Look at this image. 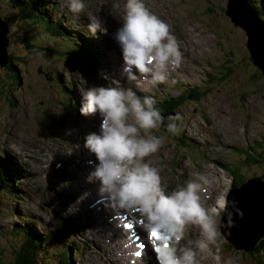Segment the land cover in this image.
I'll list each match as a JSON object with an SVG mask.
<instances>
[{
  "label": "rangeland",
  "instance_id": "obj_1",
  "mask_svg": "<svg viewBox=\"0 0 264 264\" xmlns=\"http://www.w3.org/2000/svg\"><path fill=\"white\" fill-rule=\"evenodd\" d=\"M252 1L264 7V0ZM117 3L119 8L113 6ZM123 3L124 0H86L84 12L78 15L68 11L65 0H48L46 3L49 9L44 15L50 14L51 23L58 19L64 28L73 31L78 45L91 47L84 51L95 53L96 59L90 63L68 59L69 54L61 52L67 42L53 40L38 29L28 35L26 45L19 30L12 39L9 38L8 53L18 58L13 62L17 67V86L9 93L5 68H0V159H7L10 165L16 166L22 178L17 182V189L10 191L8 196L0 191V264L10 263L14 237L11 233L23 218H28L38 231L49 233L63 232L70 223L75 235H67L65 242L71 243L79 253L83 252L76 256L74 250L73 257L69 256L72 257L71 264H107L103 258H114L110 255L113 247L108 243V235L102 238L104 219L96 220L94 215V202L100 203L101 198L91 199L89 203L80 199L85 193L80 183L83 182V169H88L87 161L68 158L86 151L85 136L98 130V114L85 116L79 111L82 92L87 87L107 86L112 79H118L116 75L123 74L119 77L123 86L132 87L138 96H152L156 108V104H161L164 99L179 101L185 91L192 95L195 88H200L204 92L200 101L187 99L173 110L174 114H180L181 120L177 122L176 131L171 132L172 136L161 128L144 134H155L164 139L151 161L159 168L161 184L166 190L182 186L197 172L213 178L206 191L211 199L206 204L202 201L209 211L213 207L219 209L222 201H229L233 180L223 166L242 161L243 153L237 154L238 151L264 140V77L248 58L245 32L232 24L225 14L227 0H145L146 6L169 25V31L176 36L182 50L179 67L169 70L171 76L166 75L164 82L155 87L142 76L138 77L140 82L128 81L127 74L122 72L118 59L121 54L113 34L122 20ZM1 10H11L10 14H15L6 0H0ZM93 15H99L104 21V33L97 31L93 35L88 32V17ZM46 45L50 51H40L39 48ZM105 62L110 69H105ZM69 91L77 95L78 111L72 109L75 97ZM159 130L162 134H158ZM185 145L190 149L184 148ZM243 174L246 183L256 177L260 179L258 182L264 183V163ZM225 190L226 196L223 195ZM260 198L264 200V189ZM98 207L101 209L102 206ZM107 208L111 209L108 205ZM69 209L72 212L78 209L77 215L69 217L65 214ZM79 210L84 213L83 217L79 216ZM116 214L111 211L108 215L121 239L125 233L116 227L119 221L112 220ZM220 219L223 220L222 214ZM66 222L67 225L60 227ZM114 227L108 232L116 231ZM230 231L229 228L226 234L222 233L219 264H264V251L250 255L237 249L227 240ZM199 234L197 228L193 237L190 234L187 239L190 236V239H196ZM51 246L52 249L46 248L53 251L56 245ZM215 251L213 246L201 259V264H217L212 259Z\"/></svg>",
  "mask_w": 264,
  "mask_h": 264
},
{
  "label": "clouds",
  "instance_id": "obj_2",
  "mask_svg": "<svg viewBox=\"0 0 264 264\" xmlns=\"http://www.w3.org/2000/svg\"><path fill=\"white\" fill-rule=\"evenodd\" d=\"M65 3L73 15L86 8V0H65ZM113 6L120 7L118 3ZM88 21L89 33L106 31L99 15L89 16ZM113 38L120 49L122 71L128 81H136L138 73L155 87L182 61L176 36L146 6L145 0H124L122 20ZM82 101L81 115L98 114L100 118L98 130L85 136L84 147L96 159L87 179L99 182L101 199L116 213L135 214L149 235L159 236L157 264H201L213 246L216 251L212 259L219 264L222 230L234 226L233 217L239 211L235 201H222L219 209L213 207L209 211L202 204V194L213 178L197 172L182 186L169 191L162 186L160 170L151 161L164 139L144 133L162 127L175 132L180 114L163 116L154 107L152 96H138L131 87L125 88L120 79H112L107 86L87 87L82 92ZM226 194L227 190L223 195ZM189 225L199 228L198 238H185Z\"/></svg>",
  "mask_w": 264,
  "mask_h": 264
},
{
  "label": "trees",
  "instance_id": "obj_3",
  "mask_svg": "<svg viewBox=\"0 0 264 264\" xmlns=\"http://www.w3.org/2000/svg\"><path fill=\"white\" fill-rule=\"evenodd\" d=\"M6 1L12 11H15L14 15L10 14L12 13L11 10L0 11L1 19L10 30L9 38L12 39L16 34L15 32L19 30L20 35L22 38H24V43L26 45L28 44V35H33L35 29H38L45 35H49L53 40H65L67 42L66 48L62 49L61 52L69 54L67 56L65 55L68 59H81L79 61L86 60L89 63L90 61L92 62L95 60L96 55L94 52H91L90 54L89 52H84L85 50H87V48L91 47H84L82 44L78 45V43L75 42L76 39L72 34L73 31L64 28V26H62L61 22L58 20L54 21V23H51L53 21H51V19L49 18V13L48 15H44L47 9H49L46 4L48 3V0ZM245 2H247L250 8L255 11L261 19L264 20V7L261 4H255L252 0H245ZM24 26L27 27L24 28ZM78 41L82 43L83 40L79 38ZM39 49L40 51H50L47 45ZM57 51L58 54H61L59 49ZM247 54L249 58L248 50ZM17 59L18 58H14L9 53V62L5 67V72L9 80V82L7 83V86L10 89L9 93L15 90L17 86V80L15 77V74L17 73V67L16 64L13 63ZM259 75L263 76L260 70ZM191 93L193 96L190 94V92H183L180 98L181 101L179 100L177 102H173V100H176L174 98H168V100L164 99L161 104H156L158 106L157 109L161 114L173 113V110L178 109L184 102L187 101V99L198 102L205 95L204 92L200 90V88H195ZM62 94L65 95L63 91ZM72 108L75 107L72 106ZM162 131L158 132V134H162ZM168 134L172 136L171 132H168ZM174 139L180 142L178 138ZM185 147L187 150L190 149L188 145H185L184 148ZM238 153H243L242 161L237 162V164L239 163L238 166L237 164H231L229 167L223 166L230 174L233 180V186L235 187L240 186L244 183L245 177L243 173L246 170L254 166L262 165L264 163V140L254 143L252 146H248V148L244 149L243 151H238L237 154ZM20 178H22V175L16 166L10 165V161L7 159H0V183L2 186L1 190L2 192L4 191V195L8 196L10 191L12 192L17 189V182L18 180H20ZM3 198L1 200H3ZM19 220L20 221L17 222L15 229H13L11 233L14 235L11 243V251L13 253V256L9 264H71L72 257L70 258L69 256H72L74 253L72 251H77V249L73 248V246H71V243H66L65 239L67 235H75L74 230L72 231L70 228H68L63 229V232L49 233L46 231H38L35 226L29 222L28 218ZM64 225L65 223L61 224L60 227ZM53 236L55 237L53 238ZM54 244L56 245L55 247H58L60 245L59 248L54 247L53 251H49L48 248H46V246H48L49 249H52L51 245ZM228 247L230 249H233V247L229 245ZM262 251H264V239L258 242L255 249L250 253V255H254V253L260 254Z\"/></svg>",
  "mask_w": 264,
  "mask_h": 264
},
{
  "label": "water",
  "instance_id": "obj_4",
  "mask_svg": "<svg viewBox=\"0 0 264 264\" xmlns=\"http://www.w3.org/2000/svg\"><path fill=\"white\" fill-rule=\"evenodd\" d=\"M225 14L229 16L232 21L237 26H240L245 32L248 42L246 44L249 59L254 62L257 69L262 72L264 77V22L258 17V15L250 9L245 0H227ZM9 29L8 26L3 22L0 17V68H5L9 62ZM164 115V114H163ZM166 130L165 128H161ZM251 179V178H249ZM255 182H253V181ZM248 183L244 182L243 187L232 188L231 193L236 195L235 206L238 209V214L234 215L236 217H241L242 221L239 222V228L241 226L248 225L252 230H256L257 234L254 239L251 240V236L248 233H239L238 227L232 229L229 234L230 237L224 235L228 241L235 246L237 249H242L246 253H251L260 239L264 238V224L260 215L264 217V200H261L260 193L264 189V183L258 182L259 177L253 178ZM247 181V180H246ZM251 182V183H250ZM246 183V184H245ZM262 183V184H261ZM2 189L0 183V191ZM242 204H246L247 208H243ZM261 218V221H260ZM243 230L244 227H242ZM242 232H245L243 231ZM226 234V230L223 229ZM222 231V233H223ZM260 232V233H259Z\"/></svg>",
  "mask_w": 264,
  "mask_h": 264
},
{
  "label": "bare ground",
  "instance_id": "obj_5",
  "mask_svg": "<svg viewBox=\"0 0 264 264\" xmlns=\"http://www.w3.org/2000/svg\"><path fill=\"white\" fill-rule=\"evenodd\" d=\"M56 6V5H55ZM84 19V18H83ZM86 20V19H85ZM261 21L262 22H264L263 21V19H261ZM84 23V22H83ZM110 38V37H109ZM109 40V39H108ZM110 41V40H109ZM111 42V41H110ZM117 46H118V44H117ZM106 47V46H105ZM119 48V47H118ZM120 50V49H119ZM109 52V51H108ZM121 54V53H120ZM103 55V54H102ZM109 55V54H108ZM105 56V55H104ZM106 57V56H105ZM119 59V58H118ZM106 60V59H105ZM107 62V61H106ZM118 64V63H117ZM107 70V69H106ZM115 70V69H114ZM133 72L135 73L136 72V70L135 69H133ZM113 74H115V73H113ZM117 74V73H116ZM137 74V82H140V79L141 78H138V77H141V75L140 74H138V73H136ZM121 75H123V74H121ZM120 75V76H121ZM167 75H170L171 76V73H167ZM120 76H118V75H116L115 77L116 78H119ZM108 78V77H107ZM124 78V77H123ZM160 84V83H159ZM157 86V85H156ZM132 88V87H131ZM70 92V91H69ZM71 93V92H70ZM72 95H73V93H71ZM79 96V95H78ZM77 100V99H76ZM168 100V99H167ZM172 100V99H171ZM176 101V100H175ZM181 101V100H180ZM172 103V102H171ZM156 107V106H155ZM80 109V108H79ZM166 117V116H165ZM91 119V118H90ZM91 121H92V119H91ZM87 124V123H86ZM91 124V123H90ZM78 125V124H77ZM79 128V127H78ZM67 139V138H66ZM73 140V139H72ZM66 141V140H65ZM80 147V146H79ZM77 148V147H76ZM248 148V147H247ZM83 150V149H82ZM85 150V149H84ZM81 152V151H80ZM46 157V156H45ZM69 159H77V160H79V161H87V160H89V159H92V163H91V165L88 167V169L85 167L83 170V173H82V179H83V182H81L80 184H82V191L84 192V190H85V193H83V196L82 197H80V199L81 200H84V202L85 203H89L90 201H91V199H94L95 198V200H98L99 198H101L100 196H99V194H98V187H99V182L98 181H95V180H93V181H89L88 179H87V177H88V175H89V173L93 170V168H94V166H95V164H96V159H95V156H94V154H92V153H90L89 151H88V149L86 150V151H82V153H79V152H77V154L74 156V157H72V158H70V157H68ZM42 160V159H41ZM47 160V159H46ZM43 161V160H42ZM45 161V160H44ZM37 164V163H36ZM40 164V163H39ZM37 167V166H36ZM38 168V167H37ZM44 168V167H43ZM47 168V167H46ZM81 172V171H80ZM22 174V173H21ZM52 176V175H51ZM80 178V179H81ZM51 179V178H50ZM50 179H49V181H50ZM54 182V181H53ZM55 183V182H54ZM244 184V183H243ZM95 186H97L96 188H95ZM57 189V188H56ZM78 190H79V188H78ZM85 194V195H84ZM69 195V194H68ZM202 195H205V197H202V201H205V204L211 199L210 197H209V194H207V192H205V193H203ZM96 196H98V197H96ZM235 200H237L238 201V199L236 198V195L235 194H233V193H231L230 194V196H229V201H235ZM98 201H100V203L98 202V204H95V202H94V210H96V212H94V215H96V220L98 219V218H103L104 219V224H105V232H103L104 233V235H102V238H106V236L108 235V237H109V239H108V243L110 244V246H112L113 247V250L111 251V253H110V255H111V257H114V258H111L110 260L109 259H104L103 258V261H105V262H107V264H153L152 263V261H151V259H149L148 257H149V254L147 253V251H148V247L146 246V244L144 243V242H142L140 239H137V243L140 245V247H135L133 244H132V242L130 241L133 237H136L137 235H139L140 236V234L138 233V229H140V230H143L140 226H138L137 224H136V227H137V229H136V227L135 226H133L132 225V227H127V228H124V227H122V225H117L116 227H118L119 229H121V230H123L124 232H125V234H126V237L125 238H128L129 239V246H122V242H121V239H116L115 237H114V235L116 236V237H118L119 236V230L117 229V228H115L114 226H113V224H112V222H111V218H110V216L108 215L109 214V212H111V211H114V214L116 213V211L115 210H113L112 208L110 209V208H107V202L106 201H104V200H102V199H100V200H98ZM70 204V203H69ZM79 204V203H78ZM106 206H105V205ZM205 204H204V207H205ZM99 205H101L102 207H101V209L98 207ZM242 206H243V208H247V206H246V204H242ZM110 207V206H109ZM88 208V207H87ZM75 210V209H74ZM78 210V209H77ZM77 210L76 211H71V209H69L67 212L65 211V214H68V216L69 217H73V215L74 214H76L77 215ZM88 212V211H87ZM78 213H79V216H81V217H83V212L81 211V210H79L78 211ZM111 214H113V213H111ZM119 214L120 213H117L116 215H114L112 218V220H114V221H118L119 219H118V216H119ZM122 215H123V213H121ZM89 215V214H88ZM100 215V216H99ZM128 215H129V218H131V219H134V220H137L138 221V219L136 218V215L135 214H129L128 213ZM87 217V216H86ZM260 217L262 218V220H263V222L261 221V218H260V221H261V223L262 224H264V217H263V215H260ZM128 218V219H129ZM233 219H234V217H233ZM242 221V218L241 217H236L235 219H234V226L236 225V226H239V222H241ZM68 222H71V221H68ZM139 223H141V225H142V221H138ZM22 224H24V223H22ZM65 224H67V222L65 223ZM111 227H114L115 228V230L116 231H113L112 233H109L108 232V230H110V228ZM242 227H244V229L245 230H243V228ZM68 228H70L72 231H73V229H72V225H70V223H69V226H68ZM197 226H193V225H189V226H187L186 227V231H185V238L187 239L188 238V236L191 234H193V232L194 231H197ZM235 228H237V227H235ZM234 227H230V230H232V229H235ZM225 230H227V231H229V228H227V229H225ZM242 230L243 231H245V232H242ZM69 231V230H68ZM111 231V230H110ZM223 231V230H222ZM238 231H239V233H248L251 237V240L252 239H254V236H256V230H252L251 228H249V226L248 225H246V226H241L240 228L238 227ZM75 232V231H74ZM260 233V232H259ZM196 234V233H195ZM195 234H194V236H195ZM198 236V235H197ZM141 237V236H140ZM192 237H193V235H192ZM196 237V236H195ZM68 238V237H67ZM139 238V237H138ZM190 238H191V236H190ZM189 238V239H190ZM118 240V241H117ZM114 241H116V242H118V243H115ZM121 244V245H120ZM125 245V244H124ZM93 250H94V252L96 251V249L93 247ZM76 251V250H75ZM74 252V251H73ZM137 252H139V253H141V255H136V253ZM75 254H76V256L77 255H82L83 254V252L81 251L80 253H79V251H77V253L75 252ZM99 254V253H98ZM73 257V256H72ZM87 264V263H86ZM210 264V263H209Z\"/></svg>",
  "mask_w": 264,
  "mask_h": 264
},
{
  "label": "snow or ice",
  "instance_id": "obj_6",
  "mask_svg": "<svg viewBox=\"0 0 264 264\" xmlns=\"http://www.w3.org/2000/svg\"><path fill=\"white\" fill-rule=\"evenodd\" d=\"M128 227H132V225H127ZM152 238H154V239H159V236L156 234V233H152L151 235H150ZM158 249H155V251H157ZM136 255H141V253H139V252H137L136 253Z\"/></svg>",
  "mask_w": 264,
  "mask_h": 264
}]
</instances>
